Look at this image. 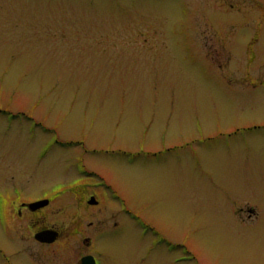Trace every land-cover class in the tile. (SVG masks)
Listing matches in <instances>:
<instances>
[{
  "label": "rangeland",
  "instance_id": "1",
  "mask_svg": "<svg viewBox=\"0 0 264 264\" xmlns=\"http://www.w3.org/2000/svg\"><path fill=\"white\" fill-rule=\"evenodd\" d=\"M244 2L0 0V191L55 194L44 222L73 243L119 212L109 264H264V7Z\"/></svg>",
  "mask_w": 264,
  "mask_h": 264
},
{
  "label": "flooded vegetation",
  "instance_id": "2",
  "mask_svg": "<svg viewBox=\"0 0 264 264\" xmlns=\"http://www.w3.org/2000/svg\"><path fill=\"white\" fill-rule=\"evenodd\" d=\"M219 1L221 0H218V2ZM238 1L239 3H245L244 0ZM246 4H248L249 7L253 6L262 8L264 7V0H248V3ZM147 153L153 154V156H158V154L162 153V149L156 151L148 150ZM108 188L111 189L112 187L108 186ZM26 194V190H24L22 186H10L5 188V190L0 191L1 231L7 236L6 238L8 241L17 245L19 244L17 248L14 247L11 250V253L0 247V256L3 260V264H14L12 262L14 257L21 258L24 256L32 262L31 264H83V259L87 256L94 257L95 264H109V262L106 261V257H102L104 253L97 247V243L102 234H108L111 236L121 227L116 216L120 215L119 212L112 213L110 216L108 215L109 217L103 215L104 219L102 218L99 220L98 218L102 216V211H97V215L101 216L97 217L96 215L97 225L95 224L96 226H93V231L88 235L82 236L81 242L73 243L70 242V238L66 239V237L69 236L70 231L74 229H63L62 227L59 228L53 225L49 226L44 222L48 220L47 214L49 206L55 194L50 196L44 195L45 192H43L42 195H39L37 198L28 197ZM112 195H114V192ZM92 198L96 200V203H90ZM100 198V192H92L89 195L87 204L89 206L92 205L99 207L101 204ZM44 200H48L49 203L40 206L38 209H32L30 207V204L39 203ZM124 210L129 215H132L135 218L137 217L136 215H133L131 211L127 209ZM240 210L241 211L239 212L246 210L245 212L247 215L245 219L249 221L254 220L253 216H258L254 207H248L246 209L241 207ZM91 223L94 224V221H90L89 226ZM142 225L145 233L151 231V228L148 225H144L143 223ZM50 229L55 230L58 234L55 240L44 242L36 238V235L40 233V231ZM74 231H76L75 235L85 233V229L82 227L81 229ZM64 239L66 243L61 244ZM159 241L160 243L168 244L171 249L178 247V245L167 241L163 236ZM59 244H61V246L58 247ZM180 259L182 258L177 256L176 261L179 262Z\"/></svg>",
  "mask_w": 264,
  "mask_h": 264
},
{
  "label": "water",
  "instance_id": "3",
  "mask_svg": "<svg viewBox=\"0 0 264 264\" xmlns=\"http://www.w3.org/2000/svg\"><path fill=\"white\" fill-rule=\"evenodd\" d=\"M48 203H49L48 200H44V201H40L39 203L30 204V207L32 209H38L40 206L47 205ZM90 203H96V200L94 198H92L90 200ZM57 235L58 234L55 230L50 229V230L40 231V233H38L36 235V238L40 241L51 242V241L55 240ZM94 260H95L94 257H90V256L84 257L83 264H95Z\"/></svg>",
  "mask_w": 264,
  "mask_h": 264
}]
</instances>
